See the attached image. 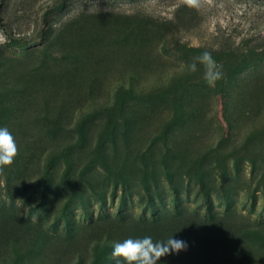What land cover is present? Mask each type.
<instances>
[{
  "label": "rangeland",
  "instance_id": "1",
  "mask_svg": "<svg viewBox=\"0 0 264 264\" xmlns=\"http://www.w3.org/2000/svg\"><path fill=\"white\" fill-rule=\"evenodd\" d=\"M0 35V264H114L121 222L264 264V0H0Z\"/></svg>",
  "mask_w": 264,
  "mask_h": 264
},
{
  "label": "clouds",
  "instance_id": "2",
  "mask_svg": "<svg viewBox=\"0 0 264 264\" xmlns=\"http://www.w3.org/2000/svg\"><path fill=\"white\" fill-rule=\"evenodd\" d=\"M184 5L198 9L201 0H181ZM6 38L0 35V43H5ZM198 65L203 66V78L209 86L223 78L222 65H219L212 54L204 51L185 65L188 73L197 72ZM19 149L13 134L7 127H0V170L11 166ZM187 244L172 236L166 241H153L151 236L142 238H126L123 241L114 242L111 257L114 264H158L161 257L168 254L186 250Z\"/></svg>",
  "mask_w": 264,
  "mask_h": 264
},
{
  "label": "trees",
  "instance_id": "3",
  "mask_svg": "<svg viewBox=\"0 0 264 264\" xmlns=\"http://www.w3.org/2000/svg\"><path fill=\"white\" fill-rule=\"evenodd\" d=\"M121 223H117V226H115V227L119 228L118 229L119 232H116V231L114 232L110 228L104 234H102V235L100 234L97 236V238L95 239V244H96L95 247L97 250L103 244L102 251L104 253L105 251H107L109 249V246L112 245V243H113L112 241L118 242L119 240L120 241L124 240L123 239L124 235L127 234L130 229L128 230V228H124V227H126L125 223H123V222H121ZM112 226H113V223H112ZM150 226H149L150 229L148 230L149 234H152L153 232H162V229H159L158 224L151 223ZM189 233H190L191 237H194L192 239L193 242H197V244L199 243V241H201L203 239V238L200 239V236H202V237L204 236L203 234H200V231H198L197 233H194V234L192 231H190ZM103 240H104V243H103ZM198 245L200 246V244H198ZM192 247H193L192 251L190 249H188V250L180 251L178 253L168 254L165 257V261H162L160 259L158 261V264H164V262H167L165 264H219L218 262H210L208 255H206L204 252H202L200 254V252L195 249L196 245L192 246ZM195 252L198 253L197 256H194L192 254ZM82 263H83V260L81 259L78 264H82ZM93 264H98V262L93 261ZM122 264H123V262H122Z\"/></svg>",
  "mask_w": 264,
  "mask_h": 264
}]
</instances>
